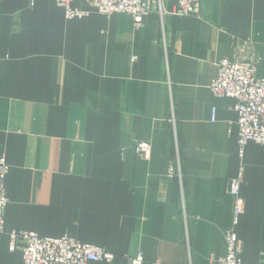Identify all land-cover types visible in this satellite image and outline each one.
I'll use <instances>...</instances> for the list:
<instances>
[{
    "label": "crops",
    "instance_id": "obj_1",
    "mask_svg": "<svg viewBox=\"0 0 264 264\" xmlns=\"http://www.w3.org/2000/svg\"><path fill=\"white\" fill-rule=\"evenodd\" d=\"M73 6L89 13L0 0L6 230L69 234L116 255L99 264L140 251L144 264H209L227 252L239 177L241 257L264 264V145L240 146L235 100L210 89L245 42L264 77V0H200L193 14L153 12L139 28L127 13ZM0 264H23L7 232Z\"/></svg>",
    "mask_w": 264,
    "mask_h": 264
},
{
    "label": "built area",
    "instance_id": "obj_2",
    "mask_svg": "<svg viewBox=\"0 0 264 264\" xmlns=\"http://www.w3.org/2000/svg\"><path fill=\"white\" fill-rule=\"evenodd\" d=\"M63 7L69 19L82 17L89 12L73 6L75 0H55ZM103 15L127 13L134 19L136 28L142 26L144 18L157 12L162 17L190 15L197 11L200 0H84ZM176 4L169 8L168 3ZM245 43L238 45L232 57H225L219 63L218 75L212 80L210 89L216 97L235 100L238 112L239 143L244 147L249 141L264 145V77H258L257 59L246 52ZM137 152L145 158L151 155L148 141L137 144ZM10 165L5 155H0V234L6 232L5 209L9 197L5 179ZM170 173H176L171 164ZM242 179L234 178L229 183V192L236 198L233 225L226 231L227 252L223 256H211L209 264H247L241 257L242 242L236 231L243 213L241 197ZM10 250L21 249L23 264H99L112 262L116 255L104 247L83 242L69 234L60 237L42 236L36 231L14 229L9 231ZM143 252L129 259L128 264H144Z\"/></svg>",
    "mask_w": 264,
    "mask_h": 264
},
{
    "label": "rangeland",
    "instance_id": "obj_3",
    "mask_svg": "<svg viewBox=\"0 0 264 264\" xmlns=\"http://www.w3.org/2000/svg\"><path fill=\"white\" fill-rule=\"evenodd\" d=\"M139 142H140V141H139ZM137 144H138V143H137ZM137 144H136V150H137ZM6 232L9 233V231H7V230H6ZM6 232H5V233H6Z\"/></svg>",
    "mask_w": 264,
    "mask_h": 264
}]
</instances>
